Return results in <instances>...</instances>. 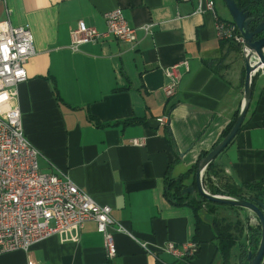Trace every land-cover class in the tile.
Here are the masks:
<instances>
[{"label": "crops", "instance_id": "crops-1", "mask_svg": "<svg viewBox=\"0 0 264 264\" xmlns=\"http://www.w3.org/2000/svg\"><path fill=\"white\" fill-rule=\"evenodd\" d=\"M196 2L0 0V21L27 26L35 48L25 64L26 80L0 113L19 110L23 133L39 152L40 171L66 175L108 205L115 223L133 236L115 225L117 254L108 260L95 222L87 220L27 251L0 254V264H221L211 225L215 216L238 222L231 229L236 242L229 263L244 264L248 228L241 230L240 219L229 216L232 209L219 215L220 209L210 213L202 206L195 231L192 208L163 194L168 167L173 177L191 168L220 141L242 102L241 49L220 40L215 27L217 15L231 20L230 15L216 0L215 14L195 13ZM116 7L129 26L152 23L151 32L139 29L133 47L109 36L70 49V30L78 21L103 31V13ZM181 62L186 67L177 69V90L167 97L164 69ZM263 113L264 71L253 76L239 131L213 161L219 174L237 185L264 180ZM159 116L166 122L158 123ZM132 138L144 144L133 145ZM184 183L192 185L193 174ZM137 241L147 242L150 252ZM168 241H193L198 249L194 257L176 260L160 250Z\"/></svg>", "mask_w": 264, "mask_h": 264}, {"label": "built area", "instance_id": "built-area-1", "mask_svg": "<svg viewBox=\"0 0 264 264\" xmlns=\"http://www.w3.org/2000/svg\"><path fill=\"white\" fill-rule=\"evenodd\" d=\"M195 13L210 11L215 14L214 0H196ZM105 30L78 21L70 30V49L79 50L80 45L97 42L109 36L131 47L137 43V31L151 32L152 23L132 27L125 21L119 7L103 13ZM216 34L220 40L231 41L243 49L244 40L232 20L216 16ZM35 54L33 37L27 26H14L6 18L0 21V106L16 95L17 85L26 80L25 64ZM257 62V60H253ZM176 63L164 69L170 82L165 85L167 97L175 94L178 85ZM256 73L264 71L258 64ZM166 116L156 118L165 123ZM133 145H143L140 138L130 139ZM39 152L26 139L17 108H6L0 113V254L14 250L27 251L31 245L47 236L81 227L93 220L102 236L105 257L113 259L117 254L113 230L129 232L115 223L108 205L97 203L87 192L75 185L62 173L42 172L38 168ZM132 236V235H130ZM133 237V236H132ZM147 252V242L137 241ZM195 242H166L161 251L176 260H187L196 254Z\"/></svg>", "mask_w": 264, "mask_h": 264}, {"label": "water", "instance_id": "water-1", "mask_svg": "<svg viewBox=\"0 0 264 264\" xmlns=\"http://www.w3.org/2000/svg\"><path fill=\"white\" fill-rule=\"evenodd\" d=\"M223 2L232 22L236 25L244 40L242 56L245 67V80L242 91V102L228 133L196 161L193 173L194 183L185 186L182 189V193H197L208 201L246 209L253 214L258 220L260 236L256 246L247 242L249 248L245 250L244 264H264V204L242 197L212 194L203 186V175L206 167L214 161L216 156L224 150L239 131L251 101L252 78L256 74L255 68L260 63L264 65V14L254 26H251L253 17L248 16L245 9L238 8L234 0H223ZM254 59L257 62H254Z\"/></svg>", "mask_w": 264, "mask_h": 264}, {"label": "trees", "instance_id": "trees-1", "mask_svg": "<svg viewBox=\"0 0 264 264\" xmlns=\"http://www.w3.org/2000/svg\"><path fill=\"white\" fill-rule=\"evenodd\" d=\"M234 2L238 8L245 9V11H247L248 13V16L253 17L251 26H254L264 14V0H234ZM219 18L223 19L221 17ZM227 42L232 43L231 41ZM237 113L238 110L233 114L229 124L223 129L221 133V139L228 133L235 120ZM132 121L133 119L124 120L123 123L127 124ZM262 123L264 125V113L262 117ZM167 141L169 142V138H167ZM206 153L207 152L201 153L200 157H202ZM170 167L171 166L168 167V170L164 177L165 186L163 194L173 204H185L192 208L195 219V231H197L198 225L200 223V219L198 217L197 212L202 206L210 213H213L217 209L216 206L227 209H236V207L233 206L208 201L197 193H182V189L186 186L184 181L188 178L190 174L194 173L195 164L187 171L179 174L176 177L170 175ZM205 183L207 185L208 192L212 194L242 197L251 201H259L264 204V180L237 185L234 182L223 178V176L219 174V170L217 169L213 161L206 167L204 171L203 184L205 185ZM237 224L238 222L233 223L231 221H227L223 217L215 216L212 219L211 225L214 231V238L217 240L216 250L219 251L222 258L221 264H230V250L236 242V236L231 231V229L233 225L236 226ZM259 230V225L257 227L248 228L249 243L251 245L256 246V244L258 243L260 236ZM241 253L244 255L245 251H242Z\"/></svg>", "mask_w": 264, "mask_h": 264}, {"label": "rangeland", "instance_id": "rangeland-1", "mask_svg": "<svg viewBox=\"0 0 264 264\" xmlns=\"http://www.w3.org/2000/svg\"><path fill=\"white\" fill-rule=\"evenodd\" d=\"M216 1H217V3L223 5L224 9H226L223 0H216ZM203 186L208 191L206 183H205V185L203 184ZM216 207H217V209H220L218 211L219 215H225L226 211L230 210L227 208H220L218 206H216ZM221 209H223V210H221ZM230 211H231V214L229 216H231L232 219H235V218L240 219L238 226H241V230L243 228V225H245L247 228L257 227L259 225L256 217L246 209L236 208V209H232ZM252 218L255 220H253Z\"/></svg>", "mask_w": 264, "mask_h": 264}]
</instances>
